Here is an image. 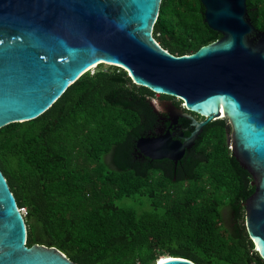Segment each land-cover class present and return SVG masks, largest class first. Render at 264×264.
Instances as JSON below:
<instances>
[{
    "label": "trees",
    "instance_id": "trees-1",
    "mask_svg": "<svg viewBox=\"0 0 264 264\" xmlns=\"http://www.w3.org/2000/svg\"><path fill=\"white\" fill-rule=\"evenodd\" d=\"M248 4L264 30V0ZM203 12L200 0H161L155 39L176 55L219 39ZM154 99L182 105L101 63L38 118L0 129V169L26 211L27 246L55 247L78 264H264L246 226L253 176L231 148L229 119L208 122L176 165L152 160L137 139L170 125ZM178 124L190 133L188 119Z\"/></svg>",
    "mask_w": 264,
    "mask_h": 264
},
{
    "label": "water",
    "instance_id": "water-1",
    "mask_svg": "<svg viewBox=\"0 0 264 264\" xmlns=\"http://www.w3.org/2000/svg\"><path fill=\"white\" fill-rule=\"evenodd\" d=\"M200 1L204 21L222 36L176 55L153 35L161 0H0V129L38 118L101 63L182 100L152 101L170 125L137 139L136 149L149 159L176 165L208 122L228 118L234 155L253 176L246 226L264 259V30L250 18L247 0ZM181 117L192 126L187 135ZM27 237L0 169V264H78L55 247L26 246ZM154 264L194 263L163 257Z\"/></svg>",
    "mask_w": 264,
    "mask_h": 264
},
{
    "label": "rangeland",
    "instance_id": "rangeland-1",
    "mask_svg": "<svg viewBox=\"0 0 264 264\" xmlns=\"http://www.w3.org/2000/svg\"><path fill=\"white\" fill-rule=\"evenodd\" d=\"M103 66L107 67L108 64L103 63ZM94 68L92 70H94ZM154 102H155V105H157L159 103V100L154 99ZM25 214H26V211H24V215ZM224 215H225L226 226H229L230 225V217H231L229 208H224Z\"/></svg>",
    "mask_w": 264,
    "mask_h": 264
},
{
    "label": "flooded vegetation",
    "instance_id": "flooded-vegetation-1",
    "mask_svg": "<svg viewBox=\"0 0 264 264\" xmlns=\"http://www.w3.org/2000/svg\"><path fill=\"white\" fill-rule=\"evenodd\" d=\"M247 3H249V0H247ZM263 0H251V4L254 8H258L262 5ZM249 6V4H248Z\"/></svg>",
    "mask_w": 264,
    "mask_h": 264
},
{
    "label": "clouds",
    "instance_id": "clouds-1",
    "mask_svg": "<svg viewBox=\"0 0 264 264\" xmlns=\"http://www.w3.org/2000/svg\"><path fill=\"white\" fill-rule=\"evenodd\" d=\"M158 42V41H157ZM81 74H83V72L81 73ZM80 74V75H81ZM159 100V99H158ZM21 211H22V209H20ZM24 211H25V209H24ZM24 211H22L23 212V214H24ZM27 225V224H26ZM27 234H28V230H27ZM26 246H27V243H26ZM160 260V259H159ZM188 260V259H187ZM188 261H190V260H188ZM192 263H194L193 261H192ZM195 264V263H194Z\"/></svg>",
    "mask_w": 264,
    "mask_h": 264
},
{
    "label": "built area",
    "instance_id": "built-area-1",
    "mask_svg": "<svg viewBox=\"0 0 264 264\" xmlns=\"http://www.w3.org/2000/svg\"><path fill=\"white\" fill-rule=\"evenodd\" d=\"M22 211H24V209H22Z\"/></svg>",
    "mask_w": 264,
    "mask_h": 264
},
{
    "label": "bare ground",
    "instance_id": "bare-ground-1",
    "mask_svg": "<svg viewBox=\"0 0 264 264\" xmlns=\"http://www.w3.org/2000/svg\"><path fill=\"white\" fill-rule=\"evenodd\" d=\"M160 259H163V258H160Z\"/></svg>",
    "mask_w": 264,
    "mask_h": 264
}]
</instances>
